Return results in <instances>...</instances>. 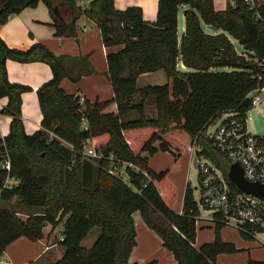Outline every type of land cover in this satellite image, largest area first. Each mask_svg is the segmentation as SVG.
I'll list each match as a JSON object with an SVG mask.
<instances>
[{
	"label": "trees",
	"instance_id": "1",
	"mask_svg": "<svg viewBox=\"0 0 264 264\" xmlns=\"http://www.w3.org/2000/svg\"><path fill=\"white\" fill-rule=\"evenodd\" d=\"M56 1L0 0V28L11 16L39 2L52 13L57 37L75 36L77 19L87 17L101 30L106 47L122 46L107 57L114 97L96 103L84 99L81 104L78 96L61 88L67 71L60 57L40 43L26 51L11 49L0 37V99H8L1 113L12 117L9 134L0 140V203L17 198L25 208L37 211L22 218L0 206V259L15 240L38 241L46 224L55 228L65 221L59 242L65 251L55 264H138L130 262L137 244L135 212L162 239L177 264H218L220 254L236 253L233 244L222 240L225 224L217 217H213L214 242L200 249L194 246L200 210L191 186L185 190L183 213H176L177 187L169 171H153L142 154L176 150L182 155L197 143L198 155L221 169L235 194L240 193L228 179L229 162L202 133L226 112L246 115L252 108V93L264 85L263 1L233 0L218 11L214 0H159L154 23L143 19L141 8L117 10L114 0H94L87 10L76 0H63L69 10L66 21L57 14ZM183 6L187 7L185 31L180 37L178 16ZM8 59L44 62L53 72L52 79L37 90L42 128L31 135L22 120V95L32 89L9 80ZM158 71L165 73V85L138 87L142 74ZM150 97L155 98L156 118L146 113ZM132 113L136 119L128 120ZM84 121L86 129H82ZM50 133L59 140L50 138ZM86 140L106 158L84 157ZM111 153L120 162L139 167V172L126 168L129 183L110 173ZM7 155L10 174L20 183L4 189L7 172L1 165ZM96 227L101 234L86 248L83 241ZM241 235L253 239L255 234ZM248 264L264 263L250 260Z\"/></svg>",
	"mask_w": 264,
	"mask_h": 264
},
{
	"label": "crops",
	"instance_id": "2",
	"mask_svg": "<svg viewBox=\"0 0 264 264\" xmlns=\"http://www.w3.org/2000/svg\"><path fill=\"white\" fill-rule=\"evenodd\" d=\"M158 3L159 0H114L115 8L120 11L126 10L129 7L141 8L143 19L149 23H154L157 20ZM214 3L215 8L218 11H222L230 3L234 4V1L214 0ZM56 5L58 6L57 14L66 21H69V10L66 2L57 0ZM186 9L187 7L183 6L179 11L178 34L180 37L185 31L183 12ZM53 20L54 18L48 6L44 2H39L34 8H26L20 14L11 16L8 22L0 28V37L11 49L26 51L34 44L40 43L54 55L60 57L67 71V77L62 79L60 85L67 94L83 97L90 103L105 102L112 99L114 97V90L108 76L109 65L107 57L109 54L120 51L122 46L106 47L103 42L102 32L97 24L85 16L77 19L75 25L76 35L70 37H57L55 29L52 26ZM6 69L8 78L12 83L28 86L32 89L22 95V120L26 132L30 135L34 134L42 128L41 123L43 119L37 90L52 79L53 72L50 66L44 62L20 63L12 59L7 60ZM162 80L167 82L166 75L165 79ZM7 103V98L0 99V140L9 134L12 121L11 116L1 113V110L6 107ZM157 153L152 157L155 156L156 158ZM142 156L147 157L148 154L143 153ZM148 165L155 172L160 170L156 168L157 164H152L150 160L148 161ZM169 179L175 185L177 183L178 192L176 201L183 197L182 205L176 207L177 204H174L173 210L182 214L185 190L191 184L183 178L177 180L176 183L170 177ZM10 205L13 204L11 203ZM213 217L212 213V217L207 220L211 223L210 226L213 228V232L201 235L200 231H197L196 242L194 244L197 249L203 243L214 242L215 222L213 221ZM134 220L137 244L132 252L131 260L135 257V261H132L133 263L153 264L157 261L154 258L158 252L163 250V241L156 232L147 226L139 212L134 213ZM199 221L198 217L197 228L200 227ZM224 230V228L221 230L222 240L233 244L237 249V246L234 244L236 241L227 239L224 235ZM59 242L60 238L58 239L57 237V227L54 228L51 224H46L43 229L42 239L31 241L28 238L21 237L8 245L0 259V264H55L62 258L65 251ZM165 255L171 258L169 262L173 264L174 258L168 252H165ZM250 260L253 259H249L248 262Z\"/></svg>",
	"mask_w": 264,
	"mask_h": 264
},
{
	"label": "built area",
	"instance_id": "3",
	"mask_svg": "<svg viewBox=\"0 0 264 264\" xmlns=\"http://www.w3.org/2000/svg\"><path fill=\"white\" fill-rule=\"evenodd\" d=\"M93 1L76 0V3L83 10H87ZM261 92H264V85L252 93L251 110L259 109L260 105L264 103V99L260 97ZM79 98L80 103L83 104L84 98ZM222 115H225V117L221 119L214 132L209 134L207 129L202 135L211 140L216 149L225 156L229 165L239 164L248 181L264 183V138L248 133L246 128L247 114L241 115L237 112H226ZM89 143L90 140H86L83 150L84 157L89 160L106 158L102 152L90 148ZM191 151L192 154L195 152L198 154L201 148L195 143ZM107 158L112 162L110 168V173L112 174L117 175L119 168H124L126 173L127 167L139 172V167L132 163L120 162L112 153ZM204 158L206 162L198 164L200 189L198 206L211 211L213 216L216 215L214 218H219L221 223L233 225L243 232L255 233L245 228L246 225L264 228V199L251 194H235L222 170L209 159ZM121 164L122 166H120ZM1 168L7 172L4 189L12 188L20 183L18 179L13 178L10 174L11 162L8 155L5 157ZM144 174L149 178L147 172H144Z\"/></svg>",
	"mask_w": 264,
	"mask_h": 264
},
{
	"label": "rangeland",
	"instance_id": "4",
	"mask_svg": "<svg viewBox=\"0 0 264 264\" xmlns=\"http://www.w3.org/2000/svg\"><path fill=\"white\" fill-rule=\"evenodd\" d=\"M264 3V0H262ZM184 13V12H183ZM205 30L209 32L210 30L206 27ZM211 32V31H210ZM183 33V32H182ZM235 45L237 46L238 50H242V47L240 44L233 40ZM187 71V70H184ZM219 72H225L224 68L217 69ZM157 74H151V73H145L142 74L138 80V87L143 88L145 86H162L165 85V81L162 79H165V73L163 71H158ZM136 99H140L139 96H135ZM260 97L264 99V92L260 93ZM147 116L148 118H156L157 115V108H156V102L154 97H150L147 102ZM225 115H222L218 118V120H215V122L209 126L208 133L211 134L214 132L216 127L221 122V119H223ZM128 120L136 119L135 113H132L127 118ZM87 123L84 121L82 124V129H86ZM246 128L249 134L258 136L261 138H264V103H262L259 107V109H252L247 113V123ZM50 138L56 139L57 137L50 133ZM58 139V138H57ZM184 138L180 137V140L182 141ZM59 140V139H58ZM64 145H68L67 142L61 140L60 141ZM157 147H159V143L156 144ZM158 155L152 157L150 153L147 152L148 158L152 164H157L159 171L157 173L162 171H169L168 176L176 183L177 180L185 179V181L190 182V186L193 190V196L196 202L200 199V189H199V176H198V164L206 162V159L203 156H200L196 154H192L191 151H186L182 155H180L176 150H168V151H158ZM180 155V156H179ZM179 156V157H178ZM124 168H119L117 170V175L120 176L125 182L129 183V177L127 173L124 172ZM177 185V183H176ZM186 185V184H185ZM178 192V188H177ZM2 202V201H1ZM183 202L182 199L179 198L178 201H176L175 205L178 207L181 206ZM13 205H10V204ZM0 206H5L13 211L17 212V215L26 218L28 215L36 214L37 211L29 208H25L22 206L17 198H14L13 200L9 202H3L0 203ZM200 210V227L197 228V231L202 234L211 233L213 232V228L210 226V222L207 221L212 217V212L206 209H203L202 207H199ZM177 213V212H176ZM179 214V213H178ZM65 226V221L62 222L60 225L57 226V237L60 240L63 238V230ZM63 229V230H62ZM224 235L227 239L236 241L234 244L237 246V252L231 254H221L217 261L219 264H247L249 259H253L259 262H264V231L263 232H255L253 239H247L243 235H241L242 230L239 228L233 226V225H225L224 227ZM101 234V230L99 227L94 228L91 233L86 237V239L83 241V245L86 248H91L95 241L98 239V237ZM232 242V241H231ZM209 243V242H208ZM205 245V243H203ZM202 244V246H203ZM200 246L199 249L202 247ZM63 247V246H62ZM61 247V248H62ZM64 248V247H63ZM163 250L158 252L154 260H157L153 264H170L169 260L170 257H167L165 255V252H168L173 258L174 255L168 251L164 245H162ZM132 255V253H131ZM135 261V257L132 258L130 256V262ZM153 261V260H152ZM173 264H176V259L174 258Z\"/></svg>",
	"mask_w": 264,
	"mask_h": 264
},
{
	"label": "water",
	"instance_id": "5",
	"mask_svg": "<svg viewBox=\"0 0 264 264\" xmlns=\"http://www.w3.org/2000/svg\"><path fill=\"white\" fill-rule=\"evenodd\" d=\"M213 31H218V28L210 27ZM246 49H250L246 47ZM228 179L236 186V188L245 194H251L264 199V183L250 182L246 179L244 171L239 164H232L228 170Z\"/></svg>",
	"mask_w": 264,
	"mask_h": 264
},
{
	"label": "bare ground",
	"instance_id": "6",
	"mask_svg": "<svg viewBox=\"0 0 264 264\" xmlns=\"http://www.w3.org/2000/svg\"><path fill=\"white\" fill-rule=\"evenodd\" d=\"M232 165V164H231ZM230 167V166H229ZM240 192V191H239ZM241 193V192H240Z\"/></svg>",
	"mask_w": 264,
	"mask_h": 264
}]
</instances>
